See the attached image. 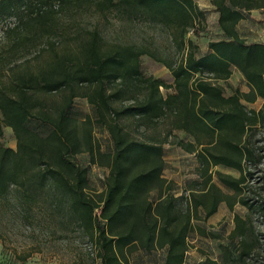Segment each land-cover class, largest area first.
Returning <instances> with one entry per match:
<instances>
[{"label": "trees", "instance_id": "1", "mask_svg": "<svg viewBox=\"0 0 264 264\" xmlns=\"http://www.w3.org/2000/svg\"><path fill=\"white\" fill-rule=\"evenodd\" d=\"M216 6L227 36L209 41V51L198 54L185 41L189 28L205 18L194 0H0V21L14 19L0 35V110L3 123L17 139L16 148L0 144V203L13 188L22 204L44 195L45 202L68 213L96 242L99 264H124L125 250L136 243L146 250L167 246L165 264H183L192 212L203 207L209 216L226 198L208 175L209 169L218 164L240 169V178L218 173L240 192L255 151L246 141L247 133L264 118L263 110L248 109L240 93L226 95L218 83L229 78L236 65L253 88L247 99L264 96V43L248 42L237 32L244 17L241 5L217 0ZM115 9L176 28L177 46L189 50L176 63H166L174 77L172 85L143 73L145 47L125 42L106 46L99 30H89L85 36L74 17L69 22L78 29L77 45L58 51L56 38L60 29L66 32L61 13L105 14ZM43 39L37 56L48 50L47 57L34 65L20 64L25 51ZM6 73L9 79H1ZM162 86L173 90L164 93ZM54 92H63L57 104L48 99ZM78 96L87 97L113 142L100 199L87 191L88 167L74 158L75 153L87 151L96 162L101 153L91 128L81 135L80 121L71 113ZM170 116L172 129L195 137L175 142L197 155L204 177L201 193L191 189L185 197L175 195L171 181L163 176L167 139L138 138L123 123L124 118H132L138 126L155 127ZM242 202L255 207L245 199ZM256 210L264 213V204ZM237 222L236 229L245 233V221L237 217Z\"/></svg>", "mask_w": 264, "mask_h": 264}, {"label": "rangeland", "instance_id": "2", "mask_svg": "<svg viewBox=\"0 0 264 264\" xmlns=\"http://www.w3.org/2000/svg\"><path fill=\"white\" fill-rule=\"evenodd\" d=\"M205 13V18L198 19L194 27L185 34V41L198 54L209 51L208 43L213 39L226 37L219 25L217 0H194ZM241 5L244 17L236 25L239 35L248 42L264 43V0H234ZM251 6L252 8H248ZM74 17L77 26L85 36L87 31L97 29L104 36L105 45L125 42L136 43L145 47L148 52L141 56L142 71L145 75L162 78L166 84L172 85L174 77L166 66L167 62L176 63L189 47L180 49L174 36L177 32L172 25L154 22L144 16H129L115 9L102 14L95 11L78 12L65 15L61 13L59 36L56 38L58 51L75 48L78 40V29L71 28L69 19ZM68 19V20H67ZM73 19V18H72ZM72 21V20H71ZM14 19L0 21L2 28L12 25ZM76 28V27H75ZM45 39L36 46L28 48L19 60L20 64L34 65L47 57L48 50L41 52ZM193 47H192V44ZM40 49V50H38ZM22 65V67H23ZM229 78L218 81L226 95L240 93L242 102L248 109L264 112V96L257 95L254 101L247 99L252 95L253 88L242 70L233 65ZM1 79H9L3 74ZM85 86L83 90L87 89ZM166 93L173 88L161 87ZM63 92H54L48 97L54 104L62 100ZM129 101H126V103ZM120 105V104H119ZM71 113L80 121V133L84 134L87 127L92 130V138L97 153L95 161L87 151L77 152L74 158L80 164L88 167L89 187L87 191L96 199H100L105 189L106 177L109 174L108 155L113 148L111 136L105 126H101L93 105L85 96L74 99ZM264 115V114H263ZM90 118V120H89ZM0 110V144L16 148L17 139L10 126L2 121ZM173 117L161 119L155 127L138 126L134 119L124 118L123 123L129 126L131 132L138 138L147 140H165L164 157L166 166L163 176L172 183V192L184 197L192 190L203 191L204 177L202 166L197 155L189 152L183 145L175 142L193 141L195 137L183 129H172ZM82 122V124H81ZM172 129V130H171ZM246 141L254 148V156L247 163L246 179L241 184L242 189L226 185L219 172L236 178L242 176L240 169L223 164L214 165L209 169L212 181L225 193L226 198L219 202L217 210L207 216L203 207L192 212V229L187 242V252L183 264H264V213L256 210L258 204H264V118L249 128ZM249 167V168H248ZM156 195V192H153ZM152 194V195H153ZM44 195L37 201L20 202L16 188L0 203V263L2 264H99L98 246L84 228L77 226L68 213L60 211L56 206L44 201ZM243 199L254 203L250 208ZM186 208L185 198L182 202ZM237 217L245 221V233L236 229ZM125 250L124 264H165L168 247L146 250L139 243Z\"/></svg>", "mask_w": 264, "mask_h": 264}]
</instances>
